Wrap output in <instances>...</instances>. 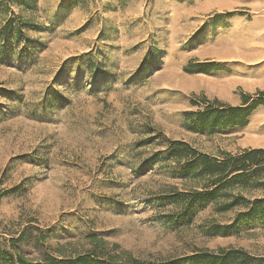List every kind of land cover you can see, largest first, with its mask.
Instances as JSON below:
<instances>
[{
    "label": "rangeland",
    "instance_id": "1",
    "mask_svg": "<svg viewBox=\"0 0 264 264\" xmlns=\"http://www.w3.org/2000/svg\"><path fill=\"white\" fill-rule=\"evenodd\" d=\"M259 92L264 0H0L1 248L264 260V220L216 235L234 212L186 210L179 200L201 186L159 154L174 141L210 156L264 150V106L243 128L184 126L192 100L239 107Z\"/></svg>",
    "mask_w": 264,
    "mask_h": 264
},
{
    "label": "trees",
    "instance_id": "2",
    "mask_svg": "<svg viewBox=\"0 0 264 264\" xmlns=\"http://www.w3.org/2000/svg\"><path fill=\"white\" fill-rule=\"evenodd\" d=\"M199 73H209V65H198ZM261 98L244 95L242 104L233 107L217 99L210 100L200 97L199 101L192 100L191 104L197 110L184 114L185 128L194 133H215L217 131L232 130L246 127L250 117L259 106H264V92L257 94ZM164 161L171 160L170 170L173 175L185 181H193L201 188L193 190L184 196L185 209L193 211L197 205L215 204L217 213L234 212L232 224L216 226L215 230L223 237L231 235L242 223L264 220V150H243L237 155L224 152L221 156H210L198 153L183 141L170 142L167 148L159 152ZM261 191L258 197L247 198L246 194ZM184 209V210H185ZM93 243L104 241L98 237L91 238ZM17 243L11 242V247ZM15 252L17 249L12 248ZM62 248L57 249L61 253ZM0 257H8L10 264H142L131 253L98 252L94 247L85 249L76 256L61 257L44 255L38 259H27L20 253L14 255L1 248ZM200 259L204 264H263L246 256L245 253L233 252L227 257L216 259L199 255L178 260L172 264H184Z\"/></svg>",
    "mask_w": 264,
    "mask_h": 264
}]
</instances>
